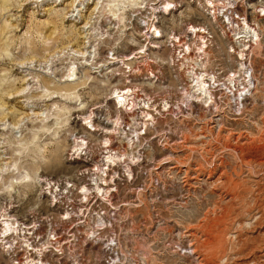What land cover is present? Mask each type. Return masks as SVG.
Returning <instances> with one entry per match:
<instances>
[{
    "label": "rangeland",
    "instance_id": "obj_1",
    "mask_svg": "<svg viewBox=\"0 0 264 264\" xmlns=\"http://www.w3.org/2000/svg\"><path fill=\"white\" fill-rule=\"evenodd\" d=\"M151 1L153 0H149ZM174 1L175 10L167 15L156 14L159 19H156L155 26L162 35L156 39L151 37V31L144 35L146 28L140 26H143V23L139 18L145 20L148 10L138 9L123 0H7L5 9L0 7V26L4 28L0 37V46L4 47H0V168L4 165L15 166H10L11 172L0 171V214L6 213L9 218L16 220L27 218L29 215L37 218L49 216L54 218V221L57 220V209L52 208L49 199L41 192L40 179L78 183L76 178H80L78 173L83 169L81 160L68 159L73 137H81L93 149L103 147L101 142L110 136L106 130L114 127V119L119 118L120 122L125 115L122 111L124 109H116L113 100L108 99L113 89L135 90L139 97L148 98L158 112L154 115L157 121L155 127L151 129L148 123L143 139L135 145L137 149L140 147L142 151L148 152L146 160H150L149 151L152 152L147 147L146 140L152 133L159 135L163 130H170L169 135L178 137L182 131L184 133L198 127V114L206 111L198 103L187 101L184 108L186 110L179 112L175 109V105L180 103L179 89L188 84V79L184 74H178L176 68L170 65L169 58L173 54V48L170 46L169 36H183L188 25L205 26L212 35V43L207 51L208 64L219 66V76L222 79L232 73L236 76V62L239 60L234 54L228 53L231 42L222 38L218 21L211 22L207 12L203 11L204 1ZM234 1L236 9L255 28L259 42L253 46L248 60L251 85L248 87L250 94L245 91L246 98L249 99L244 113L246 115L240 125L233 127V131L237 134L235 138L241 135L239 141L247 138L262 141L255 145L252 142L249 146L237 145L231 153L224 148V144H228L226 138L229 132L223 131L217 137L216 127L212 128L213 136L210 137L209 144L200 147L213 151L210 155L207 153L204 160L211 161L210 156L213 155V160L221 158L227 167L224 170L216 169L212 178L207 179L205 173L198 180L190 178L193 172L189 170L191 173H188L185 180L190 184H185L183 189L180 187L186 174L183 171L185 168L175 174L174 170L169 169V166L174 164H159L171 157V153L163 147L164 142H159L160 144L154 147L156 153L151 155L150 160L151 163L154 161V164L134 166L125 161L123 165H129L131 180H128V183L126 180H118L116 193L112 195L115 204L112 205L114 222L111 233L118 239L120 264H192L186 258L172 255L174 248H169L167 242L171 236L175 242L177 237L183 234L182 241L187 245L191 239L188 237L190 233H195L197 242L206 239L208 233L209 241L223 234L222 249L212 248L213 251L208 257L205 254L204 264H264V0ZM140 47H143V53L139 52ZM86 49L94 51V59H90L92 63L89 61L92 66L106 63L111 52L117 58L131 56V53L143 56L138 60L128 61V68L121 63L109 65L106 70L109 74L107 73L105 78L108 79L109 85L102 87L99 83L101 80L103 82L104 78H93L89 67L83 64L84 59L71 55L75 50ZM70 64L77 67L78 77L91 76L90 83H86L75 94L85 104V112L92 110L96 114L92 119V128L90 130L88 126H83L82 121L77 118L78 113H75L64 118L66 122L59 128L45 130L42 128L43 123L47 129L54 121L49 119L41 123V120L54 113L55 105L67 108L74 106L63 101H47V95H50L55 87L67 85L61 82L54 86L50 81L54 76L57 79L65 76L66 68ZM145 70L154 73L149 81ZM154 76L157 77L156 81ZM149 82L153 85H149ZM221 101L223 113L220 112V116L225 119L233 117L235 114L229 108V100L223 98ZM163 102H168L170 106L167 115L161 111ZM143 111L145 110L139 105L135 111L136 116L124 117V120L128 124L131 123L130 126L135 121L139 123L142 121ZM107 118L112 123L105 126L104 121ZM211 126L212 123L208 128ZM156 140L157 138L154 139L155 142ZM117 146L116 143L113 144V150ZM192 147V144H187L183 155L176 152L178 154L173 153V156H179L177 158L195 165L201 160L198 153L188 149ZM240 148H243L242 152L239 151ZM121 151L126 152H119ZM181 155L185 159H182ZM118 159L128 160L125 157ZM158 164L160 168L153 170L152 166L159 167ZM221 171V184L213 182ZM25 172L33 179L5 188L9 185L11 174ZM119 172L116 176L123 179L121 170ZM3 188L4 190H1ZM95 193L101 194L99 190ZM137 194L141 198L138 207L134 204ZM165 195L180 204L168 206V217L164 222L157 219L151 211V200H155V204L160 208ZM149 214L151 220L148 219ZM203 220H206V225L197 230ZM147 221H151V226L147 225ZM164 225L167 226L168 232L162 231ZM216 244L214 242L211 245L214 247ZM1 245L4 244L0 243V264H8L9 256L7 257ZM253 249L256 255L262 251L260 256L257 255V261L253 256ZM82 252L86 255L84 245L72 246L63 250V255L66 253L69 257L68 263L74 264L83 259L79 256ZM237 252H242L246 261L233 260ZM147 255L150 260H147L148 262L145 261ZM46 259L48 264H58L54 257ZM59 262L62 263L60 260ZM82 264H92L91 257L83 259Z\"/></svg>",
    "mask_w": 264,
    "mask_h": 264
},
{
    "label": "bare ground",
    "instance_id": "obj_2",
    "mask_svg": "<svg viewBox=\"0 0 264 264\" xmlns=\"http://www.w3.org/2000/svg\"><path fill=\"white\" fill-rule=\"evenodd\" d=\"M123 1H124V3H127L129 5H133V6L137 7L138 9H144V11L148 10V11H146L148 16L147 15H146L147 17L145 16L146 17L145 20H142L139 18L140 22L143 23V26L142 25H140V26L142 28L143 27L146 28L147 32H144L143 33L144 35L148 34V32L151 31V33H153V35L151 37L154 39L162 37L161 31L159 29H157V27L155 26V23L157 22L156 19L157 18L159 19V17L156 14L162 13V14L167 15L170 11L175 10V8H176V3L174 0H153L151 2H149V0H123ZM202 1H204L202 9L204 12H207V15L209 16V18H211L213 20L211 22H217L218 19L216 18V14L219 13V10L221 8L226 7L230 3L229 0H218V1H216V0H202ZM6 3H7V0H1V6L0 7L4 8L6 6ZM224 3H225V5H224ZM157 4H159V5H157ZM159 6H161V7H159ZM219 6H221V8ZM188 27H189V29H187V31L191 32V34H194V36L199 38L200 39L199 41H201V42L203 39L206 38L205 34H209V32L205 26H197L196 27L193 25H189ZM217 28L218 27H216V31H217ZM242 28L244 30H249L250 26L247 23H244ZM3 31H4V28L2 26H0V37L2 36ZM251 37H252L253 41H255L257 43L259 42V36H258L255 29L252 30ZM0 41H1V39H0ZM210 42L212 43V41H210ZM203 46L208 47L209 45H206V42H204ZM1 48L4 49V47H1ZM229 48H230L229 52H234L232 50L233 48L231 49V46H229ZM141 49H143V47L139 48V50H141ZM139 52L143 53L142 50ZM230 54H232V53H230ZM71 55L73 57H76V58L84 59L83 64L85 67H89L88 69L90 71V74L94 75V76H92L93 78H98V79L104 78L103 79L104 81L102 82V80H101L99 83L102 87H107L109 85L108 79H105L106 74L108 73V72H106V70L108 69L109 65L121 63L124 67L128 68V64H129L128 61L138 60L139 58H142V56H143V55L138 56V55H136V53H131V56L128 55V56H123L121 58H117L114 56V53L111 52V54L109 53L110 57L107 58L108 61L106 63L95 64V66H92V64H90V62L92 63V60H90V59H94V51H91L88 49L83 50V51H80V50L76 51L75 50L72 52ZM133 55H135V56H133ZM236 55L235 56L238 57L237 60H239V62H236L237 66H238V70L236 71L237 74H236V76H235V73L230 74L226 78V80H225L226 83H224V84L228 88H230L231 85L234 88L237 86L239 87L241 84L243 87L242 88L243 91H247L250 94L248 87L251 85V80H250V74L248 73V71H250L251 69L249 66L247 67L245 65L244 61H242V58L244 59V57L241 54V52L236 53ZM147 64H149V63H147ZM135 68H137V67H135ZM146 72H147L146 76L148 77L147 79L149 81L151 79V75L153 73L151 70H147ZM239 73L242 74V76H243L242 80H240ZM77 74H78L77 67H74L73 65L70 64V66L66 68V75L62 76L61 79H57V78H55V76L52 77V80L50 81L51 85L57 86L56 84L61 83V82L65 83L67 85H64L63 87H55L54 91L52 93H50V95L49 94L47 95V97H49L47 99V101H53V100H56L58 102L63 101L64 103H68L69 105L73 104L74 106H73V108H67L65 106L64 107H58L55 105L54 113H51L50 115L45 116L41 120V123L43 122V120L46 121L49 119L54 121V122H52L53 124H51L50 127L47 126V129H46V125H44V123H43L42 128L44 127L45 130H48L49 128H53V127L59 128L61 125H64V123L66 122L64 118H68L75 113H78L77 118L82 121L83 126H88L89 129L92 128V119L94 117H96V114L92 110L85 112L84 111L85 110V104L81 101L79 96L77 94H75V92L76 91L78 92L80 89H82L86 83H90L89 78H91V76L85 77V76L80 75L78 77ZM149 74H151V75H149ZM193 74H194L193 72L187 73V76L191 82H194V86L193 87L190 86V87L192 89L195 88V91L197 92V96L192 93L191 88L189 89L188 87H182L180 90L183 91L184 94L182 95V98H180L181 99L180 103L184 104V106H183V108H180V106L176 104L175 109L179 112H181L180 110H182V109L186 110V109H184L186 107L185 103L187 101H192V100L199 103L201 106H203L206 111H204L201 115L198 114L199 117L197 118V121H196V123L199 124L198 127H196L194 130L189 129L187 132H184V133L182 131L180 133V135H178V137L177 136L175 137L174 135H171V134L169 135V133H168L170 131L169 129H168L169 130L168 132L164 131L163 129H160V131L163 130L162 133H160L159 135H155L152 133L151 137L146 140L148 143L147 147L150 148V150H152V152L149 151L148 159L152 160L151 155L153 153L154 154L156 153V151L154 150V147L156 148L160 143L164 142L163 147L165 150H167V152L171 153L170 154L171 157H169L168 161H165L163 163L160 162L159 164L161 166L164 164H169V163L174 164L172 166H169V169L174 170L175 174H179L180 172H182L181 168H185V170H183V171L186 174H184L182 185L180 184L181 185L180 188H182V189L185 186V184H188V185L190 184L185 179L187 178L188 173H191V171L193 172V175L190 176L191 179L198 180L199 177L203 176L205 173H206V178L209 179V178L213 177V174L215 173L216 169L221 168L224 170V169H226L225 167H227L225 165V163L222 162L221 158H219L217 160H213V155L210 156L211 161H207L206 159L204 160L205 155L207 153H209V155H210V154H212L211 152H213V151H210V149H208V148L203 149L200 147L206 146L205 145L206 143L209 144L208 141H210V137L213 136L212 128L216 127L217 133L215 136H217V137H219L220 133L223 131L229 132L228 137L226 138V142L228 144H224V146H225L224 148H226L231 153L234 151V148L237 145H245V146L248 145L249 146L250 143H252V142L255 145V144L259 143L260 141H262V139H258L255 141V140L249 139V138H247L246 140L239 141L241 139L240 138L241 135H239L237 138H235L237 136V134L233 130H234V128H236V124L240 125L242 120L244 119V116L246 115L244 113L246 111L247 105L249 104L248 103L249 99H247L245 97L244 99L240 100V99L236 98L235 96L229 97V99H228L229 100V102H228L229 108L234 112L233 114H235V115L233 117H229V118L225 119L223 116H220V114H219L220 112H222L221 111L222 110L221 109L222 104H219V102L216 101L212 97L213 94H211L210 89H208L204 86L203 79L199 80L198 77H196L194 79ZM155 77L156 76H154V79H155ZM239 81H241V82H239ZM126 82H128V81H126ZM148 84L153 85V83H150V82ZM68 86H71V87H68ZM129 92H131V93H129ZM190 92H191V94H190ZM131 94H134V93L127 88H125L121 91L118 89H113L112 92L110 93V97L108 99L113 100V104H114L116 109L120 110V108H122V109L126 110L127 107L129 106L127 111H132L131 113H132V115H134L133 113H134L138 103L134 102V99L131 98L132 97ZM238 100H240V101H238ZM142 105L144 106L142 108L145 109V111L142 112L143 113L142 121L139 123H136V121H135L134 122V124H135L134 130L130 131L129 134L125 132L124 127L120 126L121 125L120 123H117L119 118H116V120L113 121L114 127H111L110 130H106V132L109 134H111L112 132H117L118 135H124L123 140H125V141L118 140V142H117L115 138L105 137L103 142H102V144L108 145L106 147L108 149L112 148L113 144L119 143V148H121L123 151H126V152L121 151V153H119V155L127 158L128 159L127 161L132 163L131 165H134V166L140 165L142 163V161H139L140 157L142 156V153H145L146 157H147V153H148L147 151H142V148H140V147L138 149L135 147V145L139 144L140 141L143 139L140 134H137L136 130L141 129L142 127L145 129H148V126H149L148 123L150 124V128L153 129L157 123L154 115L158 114V112H156V109L153 108L154 106L152 104H148L147 102L146 103L143 102ZM161 109L160 110L162 112L166 113V115H167L168 112L170 111L169 110L170 106L168 105V102L167 103L163 102L161 105ZM218 114H219V116H218ZM106 120L107 121L104 122L105 126L107 124L110 125L112 123L108 120V118ZM211 123H212V126H214V127L211 126L210 128H208L209 124L211 125ZM138 127H139V129H138ZM102 129H105V128L102 127ZM90 130H87V131H90ZM128 135H130V137ZM156 138H157V140H156L157 142L154 141V139H156ZM165 138H166V140H165ZM82 143H83V139H81V137H75L74 136L73 137V144L71 146L72 150L75 149V152L81 150L80 147H81ZM187 144H192V146H193L192 148H188L190 151H195L196 153L199 154V159L201 161L198 160L197 163H195V165H192L190 163V161L186 162L185 160H181L180 158H177L179 156H177V157L173 156V153H176V152H180L183 155V153H185V149H186L185 147ZM201 149H203V150H201ZM239 151L242 152L243 148H240ZM176 154H178V153H176ZM119 155H116V156L118 157ZM182 155L180 157L182 159H185V157ZM77 156H78V154H77ZM78 157H76V158L78 160H81ZM202 158H203V160H202ZM113 159L114 158H112V157H106L105 162L113 163ZM150 160L144 161L143 164H141V165L145 166L146 163L154 164V161H153V163H151ZM160 165H159V167L152 166L153 170L160 168ZM10 166H14V165H6V166L4 165V167L2 166L0 168V171L1 172H5V171L9 172L10 171L11 172ZM118 167L125 168L126 166H124L123 164H120V162H119ZM13 169L14 168H12V170ZM124 170H123L122 174H124V176H125V173L127 171L126 170L124 171ZM189 170H191V171H189ZM224 174H225V172H224ZM222 175H223V172L221 171L220 175L215 177L213 182L221 184V182H222L221 176ZM10 177H11V180H9V182H8L9 185H7L5 188L12 187L13 185L23 184V183H26L28 180L33 179V177L30 179L31 176H29L27 174V172H25L23 174H14L13 173V174H11ZM157 179L160 180L158 177H157ZM40 180H41V182L45 181V184L49 182V180H46V178H44V179L41 178ZM195 183H197V181ZM204 183H206V181H204ZM102 184L103 185H102L101 189H99V186L97 184L94 185L95 186L94 188L96 189V191L98 192V190H99L101 192L100 196H103V194H106V191H108V187H107L108 182L102 181ZM1 190H4V188ZM41 192L43 193V195L46 196V193L44 191H42V189H41ZM138 195L139 194H137V197L135 198V202H134V204H136V207H138L139 203H141V198ZM151 195H152V193H151ZM170 196L173 198L172 195H170ZM179 198H180V196H179ZM151 202H153V204L151 203L152 204L151 211L155 213V217L157 219H160L161 221L163 220L164 222H165V220H167V217H168V212H169L168 206L170 204H180L179 202H176V203L173 202V199H168V197H166V195L163 198V202L160 205V208H158L157 207L158 205L155 204L156 203L155 200H151ZM148 216H149L148 219L151 220V214H149ZM17 223L18 222L16 219L9 218L6 213L0 214V243L2 244V243H4L3 241H5L4 246L7 244L5 235L8 233L16 234L17 227H15V226L17 225ZM147 223H148V221H147ZM147 225L151 226V221H149V223ZM205 225H206V220H203V223L198 225L197 230L202 228ZM162 231H165V232L169 231V230H167L166 225H164V230H162ZM206 231H207V228H206ZM18 233H19V231H18ZM208 235H209V233H208ZM208 235H207V238L204 239L202 242H200V241L197 242L195 233H190L188 235V237H189V239L191 238L190 239L191 241L189 240L187 245H184V243L182 241L183 234H180L177 237V239L175 240V242H174L172 236L170 237V239L167 242H168L169 248H171V249L174 248L172 251V253H173L172 255H174V256L176 255L177 258H179V257L186 258L192 264H204L205 259H206L205 254L208 257V255H210L209 253H211V251H213L212 248H214V249L216 248L219 250V249H222V245H223L221 243L222 239H223L222 233L220 234V236H218L217 239H214L212 241H209ZM3 236H5V237L3 238ZM211 236H213V235H211ZM213 238H214V236H213ZM214 242H216L217 244L214 247H212L211 244H213ZM251 249L252 248H250V250ZM254 250L255 249L252 250L253 256H254L255 260L257 261V259L259 258L257 255L260 256L262 251H259L258 254L256 255L254 253ZM182 252H183V254H180ZM221 252H222V250H221ZM242 256H243L242 252H237L234 255L233 260L246 261L245 256H244V258ZM225 257H226V255H225ZM147 260L150 261L148 255H147V257H145L146 262H148Z\"/></svg>",
    "mask_w": 264,
    "mask_h": 264
},
{
    "label": "built area",
    "instance_id": "obj_3",
    "mask_svg": "<svg viewBox=\"0 0 264 264\" xmlns=\"http://www.w3.org/2000/svg\"><path fill=\"white\" fill-rule=\"evenodd\" d=\"M229 2L230 3L224 8L219 6L221 9L219 13L216 14L220 27L219 32L222 38L227 39L229 43L231 42V47L233 48L231 49L234 52L228 53L236 55V53L241 52L244 57L242 61H244L245 65L248 67V60L251 56L252 48L257 44L251 37V32L255 28L250 25L246 17L236 9V1L229 0ZM244 23L250 26L249 30H244L242 28ZM187 29H189V27L186 28L183 36L178 34L176 36H170L169 38L170 46L173 48V54L169 58L170 65L176 68L179 72L178 74H184L187 79V73L191 72L194 73V79L196 77H198L199 80L203 79L204 86L210 89L211 94H213L212 97L218 101L219 104H222L221 100L223 98L228 100L229 97L235 96L240 100L244 99L246 95L241 84L239 87L237 86L235 88L232 87V85L230 88L226 87L224 84L226 83V77L222 79L219 76L221 72L219 66H210L208 64L207 51L211 44L212 35L204 33L206 38L203 39L202 42H206V45H209L206 47L199 41V38L195 37L194 34H191ZM153 74L149 75L152 77ZM156 80L157 77H155L154 81ZM190 86L193 87L194 82L188 79V84L183 87H188L190 89ZM128 89L134 93L131 94V98L134 99V102L138 103L136 106L137 108L139 105L144 107L142 105L143 102L151 104L148 98L143 96L139 97V94L135 90ZM180 89L179 94L182 98L184 93ZM191 91L197 96L195 88H191ZM177 105L183 108L184 104L179 103ZM128 108L129 106L127 109ZM122 111L125 115H123L122 121L119 122V119L117 123H120V126L124 127L125 132L129 134L130 131L134 130L135 124L132 123L130 126L131 123L128 124V122L124 120V117L132 116L134 118L136 113L134 111V115H132V111ZM145 130L146 129L142 127L136 130V132L140 134L139 132L142 131L140 135L143 138ZM123 136L124 135H118L117 132H112L109 137L115 138L118 142L119 138L124 139ZM128 136L130 137V135ZM116 144L118 146L115 147L114 150L113 148H106L108 145L104 144L102 148L93 149L84 140L80 147L81 150L76 152L75 150H71L68 154V159L70 161H76L74 159H77L76 157L78 156V158L81 159V162H79L82 163L83 169L78 173L80 178H76L78 183H66L60 182L57 179L53 180L47 178L46 180H49L48 183L45 184V181L41 182L40 189L46 193V197L49 199L52 208L57 209V220L54 221V218L49 216L37 218V216L34 215H29V217L23 219H17L18 223L15 226L17 227L16 234H6L7 244L5 246L1 245L7 257L9 256L8 264H48L47 257H54V261L58 260V264H65L66 262L67 264H71L68 263L69 257L66 256V253L63 255V250H68L72 246L83 245L87 251L86 255L82 252L79 256L83 259L90 256L92 264H103V262L104 264L121 263L118 239L114 233H111L113 230L112 224L114 222V208L112 205L115 204L112 195L116 193L118 180H126L127 183L128 180H131V172L128 164V166L124 165L127 169L126 167H118L119 162L124 164L127 160L118 159L124 156L119 155V151L122 149L119 148V143ZM116 155L119 156L117 157ZM106 157L114 158L113 163L105 162ZM116 158L119 160L118 162ZM146 159L145 153H142L139 161H142L141 164H143ZM115 162L117 163L115 164ZM141 164L140 166H142ZM124 169H126L127 172L125 176L123 174V179H119L116 175L120 173L119 170H121L122 173ZM102 181L108 182V191H106L105 195L100 196V194L95 193L96 189L94 185L97 184L99 189H101L103 185ZM113 182L116 183L113 184ZM5 236H3V238ZM3 242L5 243V241ZM83 259L78 260L74 264H82ZM59 260L62 261V263L59 262Z\"/></svg>",
    "mask_w": 264,
    "mask_h": 264
}]
</instances>
